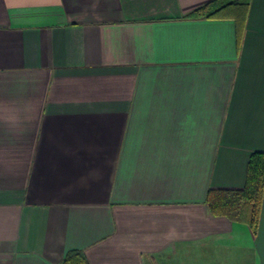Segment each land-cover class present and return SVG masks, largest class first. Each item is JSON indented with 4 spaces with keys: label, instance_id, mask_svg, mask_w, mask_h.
I'll return each mask as SVG.
<instances>
[{
    "label": "crops",
    "instance_id": "obj_1",
    "mask_svg": "<svg viewBox=\"0 0 264 264\" xmlns=\"http://www.w3.org/2000/svg\"><path fill=\"white\" fill-rule=\"evenodd\" d=\"M0 0V264H264L213 213L264 161V0Z\"/></svg>",
    "mask_w": 264,
    "mask_h": 264
},
{
    "label": "trees",
    "instance_id": "obj_2",
    "mask_svg": "<svg viewBox=\"0 0 264 264\" xmlns=\"http://www.w3.org/2000/svg\"><path fill=\"white\" fill-rule=\"evenodd\" d=\"M247 3L248 0H213L199 8L191 15L210 16L229 3ZM260 155L252 153L247 169V181L240 189L209 188L207 203L213 213H220L232 219H246L250 228L255 231L261 203L264 182V161ZM83 260L79 251H70L64 258L65 263L77 264ZM77 262V263H76Z\"/></svg>",
    "mask_w": 264,
    "mask_h": 264
}]
</instances>
